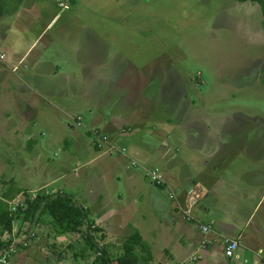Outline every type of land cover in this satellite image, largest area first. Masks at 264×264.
I'll list each match as a JSON object with an SVG mask.
<instances>
[{"label":"crops","instance_id":"obj_1","mask_svg":"<svg viewBox=\"0 0 264 264\" xmlns=\"http://www.w3.org/2000/svg\"><path fill=\"white\" fill-rule=\"evenodd\" d=\"M41 1L0 0V152L27 148L23 157H19L21 165L27 167L24 155L29 152L38 167L43 148L49 147L52 139L44 142L33 136L25 138L22 133L27 134V128L39 118L42 124L52 123L53 110L57 111L66 101L74 103L77 98L87 102V108L94 114L91 130H101L106 140L99 138L89 143L81 133L73 143L65 140L61 145L65 149L61 173L53 177L52 172L36 189L16 183L15 188L21 192L10 201L67 194L86 210L88 222L98 231L100 244L114 253L138 232L152 251L153 260L149 264H185L191 256L200 257L195 264H264V142L260 140L264 128L257 130L254 126L260 124L261 118L248 117L247 121L237 123L239 126L234 130L221 131L214 127L221 113L215 117L200 113L202 129L198 131L191 128L192 124L180 125L170 113L156 106L153 113L147 112L150 107H146L145 101H152L150 97H153L147 89L162 83L157 84L158 79L150 75L155 63L152 69L133 67L126 58L127 65L122 62L116 65L114 61L124 56L112 54L110 49L107 58L101 61V45L98 48L91 45L90 36L95 35L99 42L104 39L98 38L94 27L78 33L82 40L73 51L79 61V74L64 73L55 60L44 61V54L35 52L34 46L41 35L25 48L19 36L10 42L21 31L17 24L6 23L8 14L21 12L26 5L31 8ZM128 1L131 0L124 3ZM80 2L72 0L71 5H87L85 0ZM101 4L99 0V9ZM116 6L114 15L105 20L118 23L122 17L119 24H123L128 18L122 15L123 3ZM254 23L249 21L250 26ZM249 35L251 32L245 39H250ZM259 39L264 42L261 30L256 32L255 42L259 43ZM104 45L106 49L109 46L105 41ZM138 71L142 73L141 80L130 74ZM166 85L163 81V86ZM115 88L138 92L144 98V105L140 107L131 94L119 102L112 101L118 97ZM161 103L168 105L170 99L162 97ZM231 119L232 115L223 120ZM23 123L27 126H21ZM71 128L75 132V127L71 125ZM91 130L87 128L86 134L92 138ZM235 135L242 136V141L231 142L230 137L235 139ZM100 141L102 146L98 147ZM84 152L92 153L93 157L85 159L82 174L68 178L66 169L73 161L82 159ZM151 171L161 176V184L148 180ZM60 180L70 193L62 188L49 189L48 181L57 184ZM2 189L0 198L7 190L2 192ZM40 223H34L37 233ZM202 225L212 231L204 233ZM29 226L25 222L22 230ZM84 228L66 236L79 237ZM54 237L55 241H62L59 239L65 236ZM227 238L240 244L233 258L225 255ZM28 241L14 251L9 264H28L26 251L36 247ZM13 256L17 260L13 261ZM74 264L85 262L76 260Z\"/></svg>","mask_w":264,"mask_h":264},{"label":"rangeland","instance_id":"obj_2","mask_svg":"<svg viewBox=\"0 0 264 264\" xmlns=\"http://www.w3.org/2000/svg\"><path fill=\"white\" fill-rule=\"evenodd\" d=\"M85 1L87 5L73 3L71 5L72 0H42L31 8L26 5L21 12L8 14L5 22L17 24L22 32H14L15 35L10 38V42L19 36L24 43L22 48H25L37 40V35H41L34 48L36 47L35 52L39 50L44 54L42 60H55L64 73L78 75L79 61L73 51L82 40L78 33L81 29L89 30L94 27L98 30L95 32L98 38L104 39L109 45L106 49L104 41H97L93 34L90 36L91 45H96V48L101 45L99 51L101 61L104 60L103 57L107 58L106 53L110 49L112 54L116 52V55L124 56L123 59L114 61L116 65L119 62L127 65L126 58H129L133 67L152 69L155 63L150 75L158 79L157 84L162 83L147 89L153 95L150 97L152 101H145L146 107H150L147 112L153 113L156 106L170 113L180 125L192 124L193 127L189 126L198 131L202 129V122L198 118L200 113H208L213 117L217 115L216 113H221L222 116L214 126L221 131L234 130L237 123L247 121L248 117L261 118L260 124L254 126L257 130L264 128V42L262 39H259V43L255 42L256 32L261 30L264 33L263 13L259 4L234 0H175V2L149 0V3L143 0L125 3V0L123 2L102 0L99 9V0ZM121 3L122 15L128 17L126 22L119 24L122 17L118 23H109L105 20L107 16L114 15L115 8H118L116 5ZM63 4L64 10L59 9L58 6L63 8ZM132 4H135L133 8ZM55 15H58L57 18L51 22ZM251 20L255 23L250 26ZM248 32H251L248 36L250 39H245ZM63 38L65 40H62ZM130 74L141 80V72ZM163 81L167 84L166 87L163 86ZM116 85L118 87L119 83ZM115 91L118 97L116 99L113 97L112 101L119 102L131 94L140 107L144 105V98L136 91L129 92L120 88ZM162 97L170 99V103L168 105L161 103ZM52 101L58 103L56 97H52ZM108 103L109 101L106 106ZM87 104L79 98L75 99L74 103L68 101L61 103L57 111L53 110L55 117L52 123L42 124L40 122L42 118H39V121L31 123L32 125L27 128V134L22 133L25 138L33 136L44 142L52 139V144L43 148V157L38 167L35 159L29 157L31 156L29 152L24 155L27 156V167L21 165L19 157H23L22 154L27 152L25 151L27 148L23 151L12 149L0 152V187L4 188L2 192L16 183H25L27 188L36 189L52 172L55 174L53 177L58 176L62 170L60 163L65 155V149L61 145L65 140L73 143L78 133H81L89 143L99 140L103 132L99 129L91 130L94 114L87 108ZM231 115L230 121L223 120ZM78 116L82 117L81 122L77 120ZM71 125L75 127V132ZM21 126L27 124L23 123ZM87 128L96 139L86 134ZM235 136V139L234 136L230 137L231 142L242 141V136ZM260 140L264 142V133ZM12 144L17 145V142ZM92 157V153L88 155L84 152L83 157H80L82 159L73 161L66 169L67 177L76 178V175L82 174L86 166L85 159ZM47 183L50 185L49 189L62 188L70 193L63 180L57 184H53L52 181ZM24 199L26 198L7 201L9 211L17 215L21 210L11 209L15 204L25 202ZM24 207L27 209L28 205ZM24 217L25 213L14 221L12 237L15 243L9 250L11 253L15 254V250L31 240L30 245L36 247L28 248L26 251L29 254L25 256L28 264H74L76 260H83L85 264L92 262L93 258L89 256L88 260L80 257L81 249L85 246L83 236L85 230L75 238H69L66 236L68 234H56L49 226L51 219L44 215L39 220L41 225L37 233L34 223L24 220ZM25 222L30 226L27 230H22ZM54 235L65 237L59 239L62 241H55ZM202 256L204 262V255ZM12 260H17V256Z\"/></svg>","mask_w":264,"mask_h":264},{"label":"trees","instance_id":"obj_3","mask_svg":"<svg viewBox=\"0 0 264 264\" xmlns=\"http://www.w3.org/2000/svg\"><path fill=\"white\" fill-rule=\"evenodd\" d=\"M235 1L258 3L264 19V0ZM20 192L13 184L0 198V258L10 252L12 244L15 243L12 237L14 221L25 213L24 220H30L33 223H37L44 215L49 217L50 224L56 234H73L85 227V233H83L85 246L81 249L80 257L93 258L90 264H149L153 260L150 247L144 243L138 232L127 238L117 253H114L106 245H101L97 237V229L87 220L86 210L67 194L39 195L34 200L28 199V208L19 209L21 211L17 215L10 212L7 201L15 198ZM10 254L13 253L10 252Z\"/></svg>","mask_w":264,"mask_h":264},{"label":"built area","instance_id":"obj_4","mask_svg":"<svg viewBox=\"0 0 264 264\" xmlns=\"http://www.w3.org/2000/svg\"><path fill=\"white\" fill-rule=\"evenodd\" d=\"M64 5L65 4H63L62 6H64ZM77 120L79 122H81L82 121V118L81 117H78ZM100 139L106 140V138H104L103 136H101ZM101 146H102V142L100 141V142H98V147H101ZM111 150H113V149L111 148ZM122 153H124V151H122ZM148 178H149L148 180H150L151 182H154L156 184H161L162 183L161 176L156 171H151L148 174ZM25 200L26 199H24V201ZM27 200L25 202H23V203L22 202H19L18 204H15V207H13L11 210H13V211L19 210L20 207L23 208V209H25L24 206L28 205ZM11 206H12V203H11ZM201 229H202V231L204 233H207V232L210 231V227L209 226L202 225L201 226ZM239 246H240L239 242H237L235 240L225 239V255L227 257H229V258L235 257L236 252L239 249ZM10 257H12V255L10 254V252L4 254L2 256V258H0V263L1 264H8L9 263L8 261L10 260ZM199 258H200L199 256H191V257H189L188 261L185 264H195L196 262H198Z\"/></svg>","mask_w":264,"mask_h":264},{"label":"bare ground","instance_id":"obj_5","mask_svg":"<svg viewBox=\"0 0 264 264\" xmlns=\"http://www.w3.org/2000/svg\"><path fill=\"white\" fill-rule=\"evenodd\" d=\"M212 230H211V228H210V231L209 232H207V233H210ZM227 239H229V238H227ZM230 240H232V239H230ZM236 241V240H235ZM238 242V241H237Z\"/></svg>","mask_w":264,"mask_h":264}]
</instances>
